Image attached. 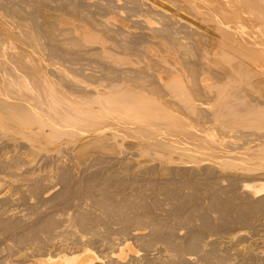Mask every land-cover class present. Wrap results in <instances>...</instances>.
<instances>
[{
  "label": "rangeland",
  "instance_id": "obj_1",
  "mask_svg": "<svg viewBox=\"0 0 264 264\" xmlns=\"http://www.w3.org/2000/svg\"><path fill=\"white\" fill-rule=\"evenodd\" d=\"M149 2L0 0V89L54 98V106L77 111V127L89 133L79 141L78 129L49 137L0 128V264H40L84 247L100 264H264V176L221 164L225 154L244 157L264 142V80L221 73L229 58L205 42L196 26L205 23L180 9L168 18ZM120 18L129 29L117 26ZM80 24L113 36L130 63L119 68L115 57L84 51L81 35L68 29ZM149 30L169 45L143 49ZM159 58L184 70L158 72ZM244 98L251 103H237ZM96 123L108 126L104 136L91 132ZM158 139L178 152L154 146ZM247 183L261 190L255 195Z\"/></svg>",
  "mask_w": 264,
  "mask_h": 264
},
{
  "label": "bare ground",
  "instance_id": "obj_2",
  "mask_svg": "<svg viewBox=\"0 0 264 264\" xmlns=\"http://www.w3.org/2000/svg\"><path fill=\"white\" fill-rule=\"evenodd\" d=\"M150 2L148 3L149 6L153 10H162L165 14L169 13V17L173 16L176 14L173 11L179 12L180 10L185 11L189 15L192 16L194 20H197L198 22L205 23L206 25L203 27L197 26L198 29L202 30L201 36H204V40L206 39L205 42L208 43V45H212L217 47V50H219L220 54L222 56H226L227 59V64L226 67H222L221 73L228 75V76H237L240 77L241 75L244 77H250L252 78L253 82H261L264 80V0H176L175 2H171V6L166 7L164 6L163 3L157 0H149ZM168 1V0H166ZM143 2V1H141ZM165 2V1H164ZM136 4V3H135ZM147 4V3H146ZM149 7V9H150ZM143 10V9H142ZM154 12V11H153ZM148 13V12H147ZM151 13V12H150ZM156 13V12H155ZM159 13V12H158ZM174 13V14H173ZM180 13V12H179ZM185 13V14H186ZM163 14V13H161ZM183 14V13H182ZM146 15V14H144ZM148 15V14H147ZM146 15V16H147ZM180 19H182L183 15H179ZM148 17V16H147ZM153 17V16H152ZM178 17V16H177ZM175 17V18H177ZM185 17V16H184ZM1 18V17H0ZM49 18V16H48ZM150 18V17H149ZM154 18V17H153ZM47 19V18H46ZM50 19V18H49ZM48 19V20H49ZM52 19V18H51ZM115 19V18H114ZM151 19V18H150ZM166 19V18H164ZM170 19V20H171ZM185 20L187 18H184ZM46 20V22L48 21ZM117 20V26L121 28V30L129 29L128 21L124 18L116 19ZM175 20V19H174ZM184 20V21H185ZM188 20V19H187ZM50 21V20H49ZM53 21H55L53 19ZM52 21V22H53ZM164 21V20H163ZM167 21V20H166ZM190 20H188L189 22ZM60 20L58 21L59 24ZM63 22V21H62ZM113 22V21H112ZM175 22H180V21H175ZM0 23L2 21L0 20ZM51 23V21H50ZM54 23V22H53ZM53 23L51 25H53ZM106 23V22H105ZM110 23V22H109ZM163 23V22H162ZM169 23V22H168ZM181 23V22H180ZM179 23V24H180ZM184 24V22H182ZM5 24V23H3ZM2 24V25H3ZM47 24V23H46ZM55 24V23H54ZM107 24V23H106ZM189 24L192 25V22ZM1 25V24H0ZM6 25V24H5ZM49 25V24H48ZM174 25V22H173ZM176 25V24H175ZM182 25V24H181ZM186 25V24H185ZM59 26V25H58ZM106 26V25H105ZM142 26V25H141ZM168 26V25H167ZM166 26V27H167ZM170 26V25H169ZM172 26V25H171ZM170 26V27H171ZM180 26L178 25V28ZM189 27V26H188ZM61 30L64 31L66 27H61ZM112 28V27H111ZM143 28V27H142ZM176 27H174L175 29ZM182 28V27H181ZM180 28V30H181ZM191 28V27H190ZM194 28V27H193ZM68 29L72 30L74 33L80 34L81 39L83 42V47H85L84 51H87L90 54H95L97 52L104 54L106 57H115L117 63L116 66L119 68L122 67L124 68L130 63L129 60V54L126 55L127 53L119 52L117 51V47H115V44H113V36H106L103 34L104 29H100V31L96 30L93 26L91 25H86V24H80L76 28H71L68 27ZM140 29V26H139ZM147 29H150L149 27ZM173 31V28H171ZM188 29V28H187ZM186 29V30H187ZM8 30V29H7ZM66 30V29H65ZM170 30V28H169ZM184 30V29H183ZM192 30V29H189ZM195 30V29H194ZM197 30V29H196ZM195 30V31H196ZM61 31V32H62ZM102 31V33H101ZM109 31V30H108ZM116 31V30H115ZM119 31V29H118ZM154 31V30H153ZM152 30L148 31V43L144 45L142 48L146 49L148 46L151 47L152 45H155L156 43H161L163 45L168 46L169 43L167 42V36L163 37L164 35L162 34H155ZM193 31V34H195ZM8 32V31H6ZM66 32V31H65ZM79 32V33H78ZM113 32V31H112ZM117 32V31H116ZM122 32V31H121ZM174 32V31H173ZM188 34L189 31H185ZM184 32V33H185ZM191 32V31H190ZM198 32V31H196ZM9 33V32H8ZM12 33V31H11ZM11 33L9 35H11ZM63 33V32H62ZM108 33V32H107ZM177 33V32H175ZM180 33V32H178ZM199 33V32H198ZM4 34V33H3ZM2 34V35H3ZM112 34V33H111ZM125 34V33H124ZM145 34V33H144ZM174 34V33H173ZM200 34V33H199ZM64 35V33H63ZM67 35V33L65 34ZM64 37H67L65 36ZM70 35V34H69ZM75 35V34H73ZM79 35V37H80ZM110 35V32H109ZM118 35V34H117ZM121 35V34H119ZM123 35V34H122ZM171 35V34H170ZM178 35V34H177ZM182 35V34H181ZM184 35V34H183ZM182 35V36H183ZM174 36V35H173ZM176 36V35H175ZM180 36V35H179ZM179 36H177L179 38ZM187 36V35H186ZM8 37V36H7ZM76 37V36H72ZM70 37V38H72ZM126 37V36H125ZM146 37V36H145ZM185 37V36H184ZM189 37V36H187ZM199 37V35H198ZM197 37V38H198ZM3 38V37H2ZM74 38H72L74 40ZM12 39V38H11ZM71 39V40H72ZM173 39V38H172ZM176 39V38H175ZM195 39V38H194ZM61 40V39H60ZM67 40V39H65ZM125 40V39H124ZM181 40V39H180ZM185 40V39H184ZM76 41V40H74ZM120 41V40H119ZM179 42V40H177ZM182 41V40H181ZM180 41V42H181ZM185 42V41H184ZM199 42V40H197ZM202 43L201 41L199 44ZM117 44V42H116ZM138 44V43H137ZM198 44V45H199ZM118 45V44H117ZM120 45V44H119ZM205 45V44H203ZM120 47V46H119ZM122 48V47H121ZM124 48V47H123ZM89 50V51H88ZM123 50V49H122ZM25 51V50H24ZM142 51V50H141ZM85 52V53H87ZM15 52H12L14 54ZM21 53H24L23 50ZM21 53H15L14 55H22ZM129 53V52H128ZM7 54V53H6ZM25 55L27 53H24ZM17 55V56H18ZM89 56V55H88ZM87 56V57H88ZM112 58V59H113ZM161 60V63H158L156 65V70L158 72H166L168 71L171 76L173 75H178L180 74L181 71L184 69H180L177 66V62H173L172 64L168 62V60L159 58ZM112 62V61H111ZM124 66V67H123ZM31 69L30 67H28ZM97 68V67H96ZM114 68V67H113ZM121 68V69H122ZM150 64L148 63L146 66L147 70H150ZM24 71V67L22 68ZM116 69V68H115ZM114 69V70H115ZM208 68L202 69V71L205 73ZM36 70V69H35ZM34 70V71H35ZM122 71V70H121ZM33 72V71H32ZM104 72V71H103ZM124 72V70L122 71ZM98 73V72H97ZM129 73V72H128ZM102 74V73H101ZM121 75V74H120ZM122 76V75H121ZM174 76V77H175ZM182 76V75H181ZM109 77V76H108ZM178 78V77H177ZM242 78V77H241ZM120 79V78H119ZM124 79V78H123ZM162 81L165 80V77H160ZM183 81V80H182ZM1 85H4L5 80L0 82ZM16 84V81H14ZM182 84V83H180ZM181 86V85H180ZM184 88V87H183ZM31 92H29L28 95H30ZM36 93V92H35ZM35 95H30L29 98H24V97H15L12 96L8 91H4L0 89V128H17L18 131H21L23 133H29L30 134H38L41 136H46L48 132L51 134H56V133H70L74 135L75 131L78 129V137L76 139H81L82 137L84 138L85 135H88L85 133L84 129L81 131V129L78 126V121H79V115L77 111L71 112L68 110H64V108H61V106H54L53 103H56V100L54 98H50L49 101L48 99L46 100L43 98L45 94H40ZM71 94V93H70ZM50 95V94H49ZM49 95L47 97H49ZM52 96V95H50ZM53 96L55 97L54 93ZM44 99V100H43ZM57 99V98H56ZM60 99V98H59ZM61 101V100H60ZM121 102V100H118ZM117 101V102H118ZM127 101V100H126ZM168 101V100H167ZM113 102V101H112ZM240 102L239 104H242L244 102L246 103H251L250 101H247L244 99H241L237 101V103ZM243 102V103H242ZM123 103V102H121ZM129 103V102H128ZM127 103V104H128ZM131 103V101H130ZM135 103V102H134ZM132 103V106L133 104ZM236 103V102H235ZM245 103V104H246ZM46 104V105H45ZM116 104V103H115ZM126 104V103H125ZM141 104V103H139ZM119 105V104H118ZM129 105V104H128ZM145 105V104H144ZM113 106V105H112ZM121 106V104H120ZM124 106V105H123ZM126 106V105H125ZM135 106V105H134ZM146 106V105H145ZM64 107V106H63ZM66 107V106H65ZM114 107V106H113ZM130 108V107H129ZM133 108V107H132ZM111 109V108H109ZM115 109V108H114ZM90 110V109H89ZM117 110V109H116ZM121 110V109H120ZM123 110V109H122ZM103 113V112H102ZM105 113V112H104ZM109 113L108 116L119 118V115H114L112 114V111L109 112L107 111L106 114ZM124 113V112H123ZM146 113V112H145ZM89 114V113H88ZM92 115V114H91ZM125 115L129 116V113H125ZM103 116H105L103 114ZM102 117V116H101ZM109 117V118H110ZM140 117V116H139ZM97 118V117H96ZM103 118V117H102ZM107 118V117H106ZM135 118V117H134ZM141 118V117H140ZM256 118V117H255ZM82 119V118H81ZM138 119V118H137ZM88 120V119H87ZM99 120V119H98ZM101 120V119H100ZM99 120V121H100ZM105 120V119H104ZM96 121V120H95ZM98 121V122H99ZM103 121V119H102ZM90 122V121H88ZM127 122V121H126ZM152 122V121H151ZM109 123V122H108ZM97 124V123H96ZM110 124V123H109ZM150 124V123H149ZM152 124V123H151ZM108 125V124H107ZM117 125V124H116ZM114 126V125H113ZM119 126V125H118ZM154 126V125H153ZM116 127V126H115ZM105 124H97L96 126L93 127L91 132L94 135H102L104 136L105 132L107 131ZM113 128V127H112ZM136 128V127H135ZM260 128V127H259ZM258 128V129H259ZM115 130H118V128H114ZM5 130V129H4ZM106 130V131H105ZM243 130V129H242ZM262 130V128H261ZM110 132V131H109ZM107 132V134L109 133ZM118 132V131H117ZM155 132V131H154ZM234 132V131H233ZM258 132V131H257ZM61 133V135H62ZM113 134L115 132H112ZM163 133V132H161ZM214 133V132H213ZM240 133V132H239ZM255 133V132H254ZM32 134V135H33ZM118 134V133H117ZM160 134V133H159ZM237 134V133H236ZM31 135V136H32ZM49 135V134H48ZM77 135V134H76ZM110 135V134H108ZM120 135V134H118ZM156 135V134H155ZM163 135V134H162ZM165 135V134H164ZM172 135V134H170ZM51 135H49L50 137ZM60 137V135H58ZM71 136V134H70ZM161 136V135H160ZM197 136V134H196ZM259 136L261 138H264V132H260ZM34 137V136H32ZM30 137V138H32ZM55 137V136H54ZM52 137V138H54ZM100 137V136H99ZM106 137V136H105ZM149 137V136H148ZM164 137V136H163ZM166 137V136H165ZM172 137V136H171ZM200 137V136H198ZM255 137V136H254ZM43 138V137H42ZM161 138V137H160ZM168 138V137H167ZM173 138V137H172ZM179 138V137H178ZM202 138V137H200ZM242 138V137H241ZM251 138V137H250ZM29 139V138H28ZM55 139V138H54ZM86 139V137L84 138ZM164 139V138H163ZM171 139V138H170ZM193 139V138H192ZM197 139V138H196ZM194 139V140H196ZM209 139V138H207ZM33 140V139H32ZM43 140V139H41ZM82 140V139H81ZM79 140V141H81ZM169 140V139H166ZM179 140V139H178ZM182 140V139H180ZM200 140V139H199ZM204 140V139H203ZM202 140V141H203ZM212 140V139H211ZM235 140V139H234ZM259 140V139H258ZM27 141V140H26ZM36 141V139H35ZM78 141V142H79ZM184 141V140H182ZM186 141V140H185ZM192 141V140H190ZM206 141V138H205ZM208 141V140H207ZM206 141V144H208ZM29 142V141H28ZM33 142V141H32ZM40 142V141H39ZM179 142V141H178ZM199 142V141H197ZM210 142V141H209ZM237 142V141H236ZM151 146L153 143L151 141L148 142ZM181 143V142H180ZM184 144V142H182ZM202 143V142H200ZM214 143V142H212ZM231 143V142H230ZM239 143V142H238ZM246 143V142H245ZM258 143V142H257ZM193 144V143H192ZM196 144V143H195ZM205 144V146H206ZM224 144V143H223ZM139 145V144H138ZM160 146L164 147L167 149L168 153L172 152H178L176 151L177 149L179 150L180 146H176L172 142L168 143L165 141H162L160 139L154 141V146ZM179 145V144H178ZM185 145V144H184ZM201 145V144H198ZM209 145H212L209 143ZM222 145V144H221ZM226 145V144H225ZM186 146V145H185ZM203 146V145H202ZM202 146L200 148H202ZM215 146V144H214ZM252 146V144H251ZM195 147V146H194ZM198 147V146H197ZM207 147V146H206ZM205 147V148H206ZM217 147V145H216ZM215 147V148H216ZM219 147V146H218ZM217 147V148H218ZM245 147V146H244ZM247 147V146H246ZM208 148V147H207ZM234 148V147H233ZM243 148V147H241ZM248 148V147H247ZM191 150V148L189 147ZM194 149V148H193ZM231 149V148H230ZM184 150V149H183ZM186 150V149H185ZM206 150V149H204ZM208 150V149H207ZM215 150V149H214ZM194 150H192L193 152ZM198 151V150H197ZM201 151V150H199ZM222 151V150H221ZM182 152V150H181ZM185 152V151H184ZM187 152V151H186ZM190 152V151H189ZM188 152V153H189ZM203 152V151H202ZM213 152V151H211ZM216 152V151H215ZM233 152V151H232ZM5 153V152H4ZM200 153L201 152H197ZM207 153V152H206ZM210 153V152H209ZM231 153V152H230ZM242 153V152H241ZM179 154V153H178ZM177 154V155H178ZM182 154V153H180ZM184 154V153H183ZM192 154V153H191ZM203 154V153H202ZM205 154V153H204ZM213 154V153H212ZM235 154V153H234ZM237 154V153H236ZM243 156H234L232 153L231 154H225L223 157L224 159L222 160L221 164L227 163L231 165H236L238 166V169L241 170L240 174L242 173L244 176L251 177L252 179H260V176H264V142L261 141V143H258L256 145V148L252 149L251 151H244ZM172 155V154H171ZM170 155V158H171ZM216 155V154H215ZM241 155V154H240ZM186 156V155H185ZM190 155H188L189 157ZM194 156V155H192ZM197 156V155H196ZM204 156V155H203ZM213 156V155H212ZM220 156V155H219ZM173 157V155H172ZM176 157V156H175ZM201 157V156H197ZM208 157V156H206ZM210 157V156H209ZM217 157V156H216ZM221 157V156H220ZM180 157H178L179 160ZM186 158V157H184ZM195 158V157H194ZM212 158V157H211ZM174 159V157L172 158ZM177 159V158H175ZM183 159V157H182ZM204 159V158H203ZM202 159V160H203ZM206 159V158H205ZM209 159V158H208ZM244 162V164H239L238 161ZM174 161V160H173ZM177 162V161H176ZM186 162V160H185ZM206 162V161H205ZM220 162V161H219ZM210 163V162H208ZM214 163V161L212 162ZM183 164V163H182ZM185 164V163H184ZM211 164V163H210ZM218 164V163H216ZM219 166V165H218ZM221 166V165H220ZM227 167V166H226ZM222 168V167H221ZM237 169V168H236ZM235 173V172H234ZM237 173V172H236ZM239 173V172H238ZM232 174V173H231ZM239 174V175H240ZM236 175V174H235ZM233 176V175H232ZM238 178V177H237ZM241 178V177H240ZM247 178V177H246ZM246 178H243L244 180ZM251 179V181H253ZM254 179V180H255ZM262 179V178H261ZM243 180V181H244ZM264 180V179H262ZM239 181V180H238ZM247 181V180H246ZM250 181V180H249ZM250 181V182H251ZM248 182V181H247ZM259 182V181H258ZM261 182V181H260ZM243 183V182H242ZM245 184V183H244ZM248 184V183H247ZM246 184V185H247ZM261 185H264L260 183ZM259 183L255 184L258 186H261ZM245 185V187H246ZM254 194L260 190H256V186L253 185V183L248 184ZM247 185V186H248ZM264 188V186H261ZM257 194V193H256ZM255 194V195H256ZM254 196V195H253ZM128 244H125L124 246L119 247V252L122 254L125 252V247H127ZM119 253V254H120ZM121 258H123L122 255H120ZM41 260L38 262L40 264H100L101 260L100 258L90 249L84 247L81 248L77 251H72V252H64L60 251L57 252L53 255L47 254L45 258H40ZM119 259V258H118Z\"/></svg>",
  "mask_w": 264,
  "mask_h": 264
}]
</instances>
